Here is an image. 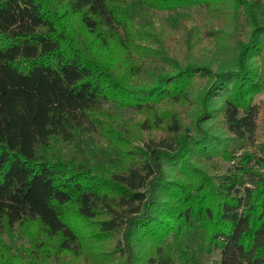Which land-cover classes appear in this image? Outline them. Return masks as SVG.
Masks as SVG:
<instances>
[{"label": "trees", "instance_id": "16d2710c", "mask_svg": "<svg viewBox=\"0 0 264 264\" xmlns=\"http://www.w3.org/2000/svg\"><path fill=\"white\" fill-rule=\"evenodd\" d=\"M263 1L54 0L69 34L44 0H0V235L42 232L0 264L47 240L93 258L99 236L104 264H196L190 240L264 264ZM109 104L144 115L129 137Z\"/></svg>", "mask_w": 264, "mask_h": 264}, {"label": "rangeland", "instance_id": "374dc122", "mask_svg": "<svg viewBox=\"0 0 264 264\" xmlns=\"http://www.w3.org/2000/svg\"><path fill=\"white\" fill-rule=\"evenodd\" d=\"M54 0H44V7L46 9H50V11H54L57 13V20L61 23L60 26H58V30L62 28V31L64 33L69 34H75L76 31V20L74 17H70L67 15V13L64 12V7L60 8L56 5V9L53 8L52 2ZM264 2V1H263ZM60 8V9H59ZM152 13L153 11H149L148 15ZM160 16H163L162 14H158ZM79 29V28H78ZM61 31V30H60ZM264 100V89L259 94H257L254 97V102H259ZM108 113L107 115H111V118L113 119L112 122H118L121 125L118 124L119 128H122L121 134L124 136H130L132 132V124L134 122L139 121L138 119L141 118V116H136L131 110H125V109H119L115 108L112 105H107ZM148 116H150V113L148 112ZM262 116L264 115V109L262 110ZM134 120V121H131ZM214 120H209L207 124H212ZM117 125L116 123L113 124V126ZM126 125L129 129H125ZM117 128V127H116ZM214 129L218 128L215 124ZM128 130V131H127ZM220 128L218 129V131ZM94 139L89 140L88 142L92 141L90 143L91 147L101 146L103 148L106 147V143L103 139L99 138L98 136H94ZM262 139V137H259ZM126 147L128 150H132L133 148ZM64 148V147H63ZM95 153V152H94ZM71 154H74V151L71 152ZM102 155V154H101ZM127 156V155H126ZM100 155H97V161L95 163L101 164L102 158ZM110 160H112V164H116L118 157L115 155L110 156ZM229 164L222 163V170L225 171L227 168H229ZM80 225L84 226V222L78 221ZM91 229H84L82 232L84 233H90ZM92 232V231H91ZM26 236L32 237L34 239L41 238L42 232L39 231L36 227V224L34 223H27L24 226L18 228L15 227L12 231L4 233L0 235V242L4 245V249L6 251V255H14L19 256L21 253H24V250L30 247V241H28V238ZM99 241L95 242V245L92 247V250L90 251L93 258L88 257L83 259H75L70 253H56V243L55 240H47L45 241L47 243V246L44 247L43 250L39 251L40 259L42 260V264H104L107 262L108 258L111 259V257L107 256V250L110 249V244L114 241V239L99 236ZM92 244V243H91ZM189 248L191 252L194 254L196 258V264H218L219 259V253L218 251H214L211 254H207L205 252H201L198 247V243L196 241H189ZM101 252L106 253V256L103 258H100L99 256L102 255ZM79 260V261H78ZM78 262V263H77Z\"/></svg>", "mask_w": 264, "mask_h": 264}]
</instances>
